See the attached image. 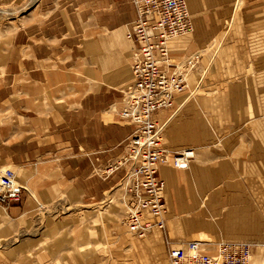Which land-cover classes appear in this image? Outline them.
<instances>
[{"label":"crops","instance_id":"0c3cea01","mask_svg":"<svg viewBox=\"0 0 264 264\" xmlns=\"http://www.w3.org/2000/svg\"><path fill=\"white\" fill-rule=\"evenodd\" d=\"M134 13L136 18L135 9ZM133 21L110 36L81 43L88 58L84 72L81 70L77 77L84 94L99 101L105 90L118 89L123 97V87L132 77L130 60L135 43L127 38V32ZM94 45L101 50L96 59L89 56V48ZM39 67L45 69L42 77L30 73L24 78L33 82L40 79L56 87L69 78L67 72L50 75L48 63L42 60ZM22 96L18 93L16 107V175L24 191L21 201L10 207L0 204L5 213V221H0V264H168L170 247L202 237L214 243L247 240L254 246L252 264H262L263 245L257 243L264 242V121L258 122V134L249 135L245 106H227L231 112H241V118L215 121L216 131L203 123L195 124V120L190 123L178 114L171 116L174 108L183 112L185 105L159 114L158 118L164 120L169 117L164 126V145L175 151L195 148L197 157L186 170L169 165L160 168L166 182V229H154L146 237L137 238L126 230L121 209L117 217H102L97 208L88 210L89 204L110 206L112 201L106 196L122 175L118 172L103 179L94 172L97 159L107 161L110 153L104 150L99 121L87 127L84 113H103L104 105H86L87 109L75 111L60 108L57 98L62 97L57 95L53 100L42 88L23 91ZM66 110H71L70 119L84 124L79 136L60 139L54 135L39 141L36 131L45 133L57 127L62 116L58 112ZM43 112L52 115L40 114ZM73 112L78 113L76 118ZM128 125L130 135L133 126ZM92 128L97 129L94 132ZM4 167L0 165V169ZM52 176L57 179L53 181ZM46 207L51 216L39 211ZM63 208L68 210L65 215L59 214Z\"/></svg>","mask_w":264,"mask_h":264},{"label":"rangeland","instance_id":"374dc122","mask_svg":"<svg viewBox=\"0 0 264 264\" xmlns=\"http://www.w3.org/2000/svg\"><path fill=\"white\" fill-rule=\"evenodd\" d=\"M187 4L193 24L192 31L171 41V57L174 62H179L198 52L200 61L190 71L186 87L176 95L175 107L185 105L186 108H183V112H175L177 108L173 107L171 116L178 114L190 123L195 120V124L203 123L211 131H216L215 121L241 118V112H231L227 106L241 105L248 109L246 129L249 135L258 134V122L264 121V0H187ZM134 19L130 0H0V165L17 173L18 93H21L22 99L23 91L27 93L32 88H42L53 100L57 95L61 96L57 98L60 108L75 111L84 109L86 105H104L103 113H84V122L90 127L99 121L102 127L99 130L105 137L104 150L108 149L109 159L115 160L123 154L130 127L118 113L123 98L120 90H105L103 99L100 94L98 101L79 89L81 81L77 76L88 62L81 50V43L110 36L123 30ZM99 49L96 45L90 47L89 56L96 59L97 52L101 51ZM41 60L42 63H48L46 70L50 75L67 72V81H62L57 87L49 85L47 88L46 81L25 79L30 73L37 74V78L39 74L42 77L45 69L39 67ZM34 61L36 67L33 66ZM70 112H58L62 114L57 120L59 125L47 129L45 133L36 131V138L39 141L54 135L60 139L77 138L84 124L79 125V120L70 119ZM162 112L157 114V123L165 132L169 117L166 120L162 116L158 118ZM40 114L52 115V112ZM77 114L73 112L74 118ZM92 129L95 132L97 128ZM20 131L23 141V129ZM51 178L53 181L57 179L55 176ZM118 183L113 184L115 187L106 196L113 200L112 203L108 202L110 206L89 204L88 210L97 208L99 215L109 217L116 216L121 209L120 214L123 215L121 194L116 188ZM18 184L21 185L19 181ZM39 211L51 216L49 207L39 208ZM66 211L67 208L60 209L59 214L65 215ZM0 215V221H5L2 209ZM2 226L0 224V228ZM198 239L215 242L208 237ZM257 244L263 245L264 253V242Z\"/></svg>","mask_w":264,"mask_h":264},{"label":"built area","instance_id":"2783aa9c","mask_svg":"<svg viewBox=\"0 0 264 264\" xmlns=\"http://www.w3.org/2000/svg\"><path fill=\"white\" fill-rule=\"evenodd\" d=\"M130 2L136 12L127 32V38L135 43L132 77L123 87L118 113L133 131L123 154L115 160L97 159L94 172L103 179L121 172L116 188L124 206V224L130 234L144 238L154 229H166V182L160 168L169 165L186 170L197 155L194 148L173 151L164 145L165 133L157 123V114L175 106L176 95L186 87L200 53L179 62L171 57V41L192 31L187 0ZM22 194L16 172L1 168L0 204L10 207L21 201ZM166 243L171 244L167 236ZM253 257L254 246L249 242L191 240L170 247L168 264H252Z\"/></svg>","mask_w":264,"mask_h":264},{"label":"bare ground","instance_id":"6f19581e","mask_svg":"<svg viewBox=\"0 0 264 264\" xmlns=\"http://www.w3.org/2000/svg\"><path fill=\"white\" fill-rule=\"evenodd\" d=\"M78 60H79V59H78ZM82 63H83V62H82ZM75 64H76V63H75ZM78 65H79V64H78ZM82 66H83V65H82ZM73 68H74V67H73ZM76 68H77V67H76ZM78 68H79V67H78ZM78 68H77V69H78ZM82 71H83V70H82ZM77 72H78V71H77ZM83 72H84V71H83ZM81 73H82V72H81ZM3 74H4V73H3ZM84 75H86V74H84ZM86 76H87V75H86ZM77 77H78V76H77ZM102 78H103V77H102ZM65 80H66V79H65ZM90 80L93 81V78L90 79ZM66 81H67V80H66ZM66 81H64V82H66ZM85 81H86V80H85ZM88 81H89V80H88ZM105 81H106V80H105ZM48 83H49V82H48ZM91 83H92V82H91ZM96 83H97V82H96ZM89 85H91V84H89ZM94 85H95V83H94ZM66 86H67V85H66ZM71 86H72V85H71ZM73 86H76V85H73ZM43 87H44V86H43ZM46 87H48V86H46ZM88 87H89V86H88ZM92 87H93V86H92ZM74 88H75V87H74ZM77 88H78V86H77ZM80 88H81V87H79V89H80ZM83 88H84V86H83ZM38 89H39V88H38ZM95 89H96V88H95ZM54 90H55V89H54ZM66 90H67V89H66ZM70 90H71V89H70ZM70 90H69V91H70ZM61 91H63V90H61ZM59 92H60V90H59ZM67 92H68V91H67ZM79 92H80V91H79ZM44 93H45V92H44ZM55 93H56V92L54 91L53 94H55ZM60 93H61V92H60ZM84 93H85V92H84ZM75 94H76V93H75ZM75 94H74V95H75ZM36 95H37V94H36ZM38 95H39V94H38ZM71 96H72V94H71ZM44 97H46V96H44ZM67 97H68V96H67ZM46 100H47V99H46ZM47 107H49V106H47ZM14 113H15V112H14ZM22 118H23V117H22ZM22 118H21V119H22ZM21 119H20V120H21ZM23 119H24V118H23ZM18 123H19V122H18ZM22 123L24 124V122H22ZM25 124H26V123H25ZM16 125H17V124H16ZM19 125H21V123H20ZM13 126H14V125H13ZM14 139H15V138H14ZM16 140H18V139H16ZM41 163H43V162L41 161ZM38 167H39V165H38ZM39 169H40V168H39ZM32 176H33V175H32ZM30 178H31V177H30ZM30 178H29V179H30ZM29 179H27V180H29ZM28 189H29V188H28ZM30 191H31V190H30ZM31 192H32V191H31ZM33 195H34V194H33ZM111 198H114V197H111ZM111 200H112V199H111ZM114 200H115V199H114ZM112 201H113V200H112ZM111 203H112V202H111ZM114 204H115V203H114ZM117 206H118V205H117ZM31 209H32V208H31ZM31 209H30V210H31ZM101 209H102V208H101ZM108 209H109V208H108ZM118 209H119V208H118ZM28 210H29V209H28ZM102 210H103V209H102ZM111 210H113V209H111ZM118 211H119V210H118ZM102 212H103V211H102ZM102 212H101V213H102ZM106 212H107V211H106ZM109 212H110V211H109ZM26 213H27V212H26ZM101 215H102V214H101ZM101 215H100V216H101ZM0 216H1V215H0ZM102 217H103V216H102ZM100 218H101V217H100ZM109 221H110V220H109ZM3 244H4V243H3ZM255 254H256V253H255ZM263 261H264V259H263Z\"/></svg>","mask_w":264,"mask_h":264}]
</instances>
